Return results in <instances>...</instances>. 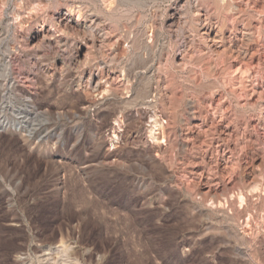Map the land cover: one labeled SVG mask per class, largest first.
<instances>
[{
    "label": "rangeland",
    "instance_id": "374dc122",
    "mask_svg": "<svg viewBox=\"0 0 264 264\" xmlns=\"http://www.w3.org/2000/svg\"><path fill=\"white\" fill-rule=\"evenodd\" d=\"M219 1L0 0V264H62L63 242L69 264H264V192L250 193L264 163L248 170L264 157V82L246 99L240 78L226 91L239 72L203 73L223 59L203 34L228 14ZM228 2L264 25L247 0ZM69 9L111 40L57 32L51 17ZM251 46L264 64V41ZM212 98L202 115L187 108ZM204 117L229 136L208 133L201 152L185 151L182 124Z\"/></svg>",
    "mask_w": 264,
    "mask_h": 264
},
{
    "label": "bare ground",
    "instance_id": "6f19581e",
    "mask_svg": "<svg viewBox=\"0 0 264 264\" xmlns=\"http://www.w3.org/2000/svg\"><path fill=\"white\" fill-rule=\"evenodd\" d=\"M249 5L255 6V10L260 14V16H263L264 14V7L261 5V0H247ZM220 4L216 6V10L221 12V8L227 9V15L224 17L219 18V21L215 27L212 25V23H207L204 25L203 31L204 35L207 37V41L213 43L215 46L216 44H221V47L224 48V54L222 61H220L215 67L213 68L212 64L210 63V66L206 69V72H203L208 79L212 78H218V72H224L223 75L225 77H231L232 75H235L237 72L236 77H233L232 79L230 78V83H227L225 85L226 91L229 93V85L231 87H235L237 85V79L240 78V92L241 96L240 98H248V96H251L250 91L256 93L255 97L259 95V92L256 91V87L260 88L261 87V80L264 82V75L262 74L263 72V60H261V57L258 56L256 53L258 51L253 50L252 44L255 43L257 46L261 45L264 41V25L262 22L257 26L256 24H253V22L249 18H245L244 16H240L236 10L237 6H231L229 5L228 0H220ZM237 3V2H236ZM237 5V4H236ZM245 7V6H244ZM240 9V8H239ZM38 8H32L31 13L34 14L36 13ZM260 10V11H259ZM263 10V11H261ZM72 10H68V12H58L55 16L51 17V24L52 27L55 28L57 32H66V31H77V32H84V34H88L91 38V40H97V42L101 44H105L106 42H109L111 39H109V34L107 36V33L103 32L101 23H98L97 20L89 18L87 23H82L79 21H75L71 19L70 17V12ZM241 11V10H239ZM238 11V12H239ZM243 11V10H242ZM21 14H17L16 17L20 18ZM77 15L81 17L80 11L77 12ZM246 16V15H245ZM252 16V15H251ZM263 21L261 18L260 21ZM231 25V37L228 38L225 35V31L228 28V25ZM239 24L242 25L241 28L239 27ZM203 25V24H202ZM40 34V33H39ZM42 36V44L45 45L44 42H49V40L54 36L53 32L51 29L49 30H42L41 33ZM205 37V38H206ZM228 38V39H227ZM186 39V38H185ZM57 44L60 43L62 40L60 38H56ZM51 43V42H50ZM240 43V45H239ZM261 48V47H260ZM88 50V47L86 45H80L77 48L76 54L72 59L73 64H78L82 57L86 55V51ZM206 50V49H205ZM209 50V49H208ZM85 53L83 54V52ZM181 51V50H180ZM255 51V52H254ZM88 52V51H87ZM182 52V51H181ZM211 53V52H210ZM213 55V54H212ZM257 55V56H256ZM263 56V53H262ZM260 57V58H259ZM220 60V59H219ZM257 61V64L255 62ZM64 64V61L63 63ZM238 67L237 69H235ZM253 68H257V71H254ZM219 70V71H218ZM258 75V80L256 81L254 85V74ZM255 74V75H256ZM240 75V77H238ZM85 78V83L90 86L94 87V89L99 88L98 82H96L97 78L93 74H89ZM257 78V77H256ZM107 79H110L111 81H116V84H119V87L123 86V82L120 81L119 76L115 75H107ZM117 84V85H118ZM254 85L253 89L251 87ZM256 86V87H255ZM223 89V88H222ZM234 93H237L236 90H231ZM222 94V92H220ZM233 93V94H234ZM224 96V95H223ZM238 96V93H237ZM220 98V97H219ZM223 97L221 99H218V102L221 103ZM217 100L212 98L209 99L208 101L205 99H201L198 103L196 102H191L187 104V108L190 112H192L193 116L195 117L196 114L202 115V111H205V109L209 106L210 109L214 105V103ZM247 102V101H246ZM209 103V104H208ZM217 106L218 111L221 112H229V106L226 107L227 102L224 103V105H219ZM216 104V103H215ZM223 104V103H222ZM208 107V108H209ZM226 107L225 109H223ZM216 109V108H215ZM213 109V112L214 110ZM224 115V113H222ZM28 118L27 116L23 117ZM227 118V117H226ZM27 120V119H26ZM222 120V119H221ZM4 122V121H3ZM5 123V122H4ZM202 124L199 126H195L193 122L190 120H186L185 124H182V127L179 131V138L181 141V146L182 148L186 150H191L192 148H198L200 152L202 151V145L203 143V136L207 135L208 133H223L224 135L229 136V130L226 128V130H223V127L221 128L219 124L214 123V120L211 121V123H208L207 117H204ZM2 125V123H1ZM8 125L4 124V128H6ZM164 127V126H163ZM19 127H17L18 129ZM170 128L169 125H167L164 129ZM164 131V130H163ZM138 137V135H137ZM219 148V146H218ZM204 153V152H202ZM201 153V154H202ZM219 153V152H218ZM200 156V153L198 154ZM206 154H202V158L205 161V156ZM257 162L264 163V157H261L260 159L252 158V160L248 163V170H249V176H252L253 174V169L256 165ZM216 165V168H220V163L218 161L213 162ZM229 167V166H228ZM227 168V166H226ZM204 177V174H202ZM252 182V187L250 188V193H263L264 192V185L260 186L254 182ZM237 201L240 203H245L246 202V195L244 192H238L237 196ZM229 202L227 201V204ZM217 204V203H215ZM219 204H223V202H219ZM224 205V204H223ZM70 247L66 245L65 242H63V249L60 251V256L62 259V264H69L68 259L70 258L69 254Z\"/></svg>",
    "mask_w": 264,
    "mask_h": 264
}]
</instances>
